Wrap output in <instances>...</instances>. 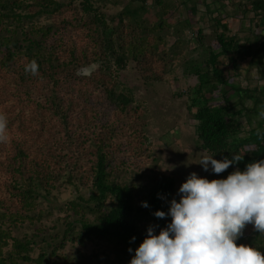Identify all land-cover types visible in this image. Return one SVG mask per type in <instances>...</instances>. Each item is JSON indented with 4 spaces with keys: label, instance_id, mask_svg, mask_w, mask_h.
Listing matches in <instances>:
<instances>
[{
    "label": "trees",
    "instance_id": "1",
    "mask_svg": "<svg viewBox=\"0 0 264 264\" xmlns=\"http://www.w3.org/2000/svg\"><path fill=\"white\" fill-rule=\"evenodd\" d=\"M175 1L0 0V105H17L9 123L21 135L9 140V149L0 142L6 155L0 168L9 180L1 193L8 201L0 199V264H77L59 252L86 242L107 244L113 259L93 255L85 264H129L147 228L158 226V234L171 222L153 213L168 211L175 180L158 179L144 193L120 182L124 162L117 166L110 153L119 129L109 119L134 105L119 80L129 66L144 84L162 80L155 68L166 66L164 35L173 27ZM177 2L187 13L180 26L191 29L202 48L201 64L190 69L197 82L182 95L196 122L197 148L218 161L243 156L225 172L213 173L226 179L236 168L264 159V0ZM199 4L204 9L195 20ZM204 18L213 33L208 44L194 25ZM228 20L239 23L237 31ZM32 61L35 74L26 70ZM90 66H96L90 76L78 75ZM58 185L73 193L57 208L62 216L52 231L13 237L11 228L41 219L38 207L51 202ZM236 243L264 254V234L258 231ZM37 246L40 252L32 258Z\"/></svg>",
    "mask_w": 264,
    "mask_h": 264
},
{
    "label": "rangeland",
    "instance_id": "2",
    "mask_svg": "<svg viewBox=\"0 0 264 264\" xmlns=\"http://www.w3.org/2000/svg\"><path fill=\"white\" fill-rule=\"evenodd\" d=\"M174 4L173 15L170 17L173 27L164 35V51L168 56L166 66L155 68L162 73V80L144 84L133 68L129 66L119 76V80L128 90L125 93H131L134 105L128 114L118 113L117 115V112H112L114 114H111L109 121L115 122L119 129L110 150L112 159L117 166L121 161L124 162L123 168H118V180L134 185L136 190L144 188L142 191L144 193L145 188H149L156 180L171 177L176 182L171 200L176 199L179 202L178 189L190 173L195 172L199 177L207 178L209 181L217 179V176L214 177L211 169L205 172L198 165L201 155L207 153L197 148L196 122L187 110L186 97L182 96L188 88L194 87L197 82L190 69L193 65L201 64L202 48L197 46L191 29L183 25L180 26V22L187 17L185 8L178 5L177 0ZM147 8L150 15L155 11L150 2ZM203 9L199 4L195 20L202 16ZM204 19V22L194 25L196 28L203 29L204 43L208 44L213 33L208 26L207 19ZM228 24L232 32L239 28L237 21L228 20ZM134 107H137L138 110H135ZM14 110L17 111L18 107L12 100L5 103L3 107L0 105V114H4L8 121L6 149H9V140L21 136L16 126L9 123V118L12 119ZM241 121L243 122V119ZM143 123L146 125V129L142 132L141 124ZM25 125H29V123ZM90 130L92 131V126ZM83 155L86 159V151L83 152ZM5 157L6 155L0 153V164L5 165ZM4 172L0 168V199L8 201L7 196L1 194L5 184H8L9 181L8 175ZM72 193V189L58 185L56 191L50 195L51 202L44 201L41 207H38V210L44 212L41 219L35 220L33 224L28 222L18 224L16 228H11V235L20 239L35 233V229L40 228L51 232L55 220L62 216V214H58L57 208L71 199ZM138 197L140 199L142 194H138ZM48 212L51 214L47 215ZM255 231L254 227L249 224L243 230L242 236H249ZM38 246L32 252V258H36L40 252ZM59 253V256L64 255L68 260L74 258L77 264L92 261L93 255H98L102 260L105 259V255L109 259H113V255L108 254V245L99 242H86L83 246L69 244Z\"/></svg>",
    "mask_w": 264,
    "mask_h": 264
},
{
    "label": "clouds",
    "instance_id": "3",
    "mask_svg": "<svg viewBox=\"0 0 264 264\" xmlns=\"http://www.w3.org/2000/svg\"><path fill=\"white\" fill-rule=\"evenodd\" d=\"M95 67L81 74L90 76ZM26 70L35 74L38 65L32 61ZM7 128V118L0 114V142L6 141ZM214 156L201 155L198 165L203 171L220 174L243 159L233 154L218 161ZM177 195L179 202L172 199L167 212L153 213L171 222L158 234V226H149L129 264H264L258 248L236 243L249 224L264 234V159L246 164L243 171L236 168L226 179L209 181L192 172ZM141 206L149 207L146 202Z\"/></svg>",
    "mask_w": 264,
    "mask_h": 264
},
{
    "label": "water",
    "instance_id": "4",
    "mask_svg": "<svg viewBox=\"0 0 264 264\" xmlns=\"http://www.w3.org/2000/svg\"><path fill=\"white\" fill-rule=\"evenodd\" d=\"M90 67H91V66H90ZM85 68H87V67H85ZM85 68H81L80 70H78V72H77L78 75H82L81 72H82V70L85 69ZM93 71H94V70H93ZM93 71H92V72H93Z\"/></svg>",
    "mask_w": 264,
    "mask_h": 264
}]
</instances>
